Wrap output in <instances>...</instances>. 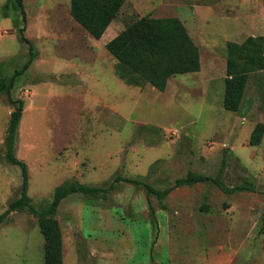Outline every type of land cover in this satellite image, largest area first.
I'll return each mask as SVG.
<instances>
[{
  "label": "rangeland",
  "instance_id": "obj_1",
  "mask_svg": "<svg viewBox=\"0 0 264 264\" xmlns=\"http://www.w3.org/2000/svg\"><path fill=\"white\" fill-rule=\"evenodd\" d=\"M23 4L26 21L16 0H0V214L21 194L22 170L5 159V139L22 99L16 155L28 167L32 204L48 205L68 180L143 182L62 200L54 219L65 264H104L100 249L117 251V264H264V134L250 143L264 124V71L250 74L239 111L224 107L226 44L264 35V0H125L100 39L73 17L72 0ZM145 16L181 19L201 69L170 77L164 90L118 77L106 44ZM21 28L34 47L27 69ZM190 173L210 179L174 188L166 209L147 193L144 183L163 190ZM214 180L255 190L228 194ZM44 254L39 217L13 211L0 226V264H43Z\"/></svg>",
  "mask_w": 264,
  "mask_h": 264
},
{
  "label": "trees",
  "instance_id": "obj_2",
  "mask_svg": "<svg viewBox=\"0 0 264 264\" xmlns=\"http://www.w3.org/2000/svg\"><path fill=\"white\" fill-rule=\"evenodd\" d=\"M26 21V11L23 0H16ZM125 0H72L71 13L92 36L100 39L111 22L118 16ZM20 29V39L29 44L30 57L23 69H27L33 61L34 47ZM107 50L117 59L116 74L128 85L151 84L159 90H164L170 77L177 74L197 72L201 69V55L198 45L189 34L186 26L178 17L155 18L141 17L117 34L106 44ZM227 76L224 96V107L230 111H239L244 97L246 85L251 73L264 71V35H251L242 42L228 41ZM20 73V71H16ZM14 78L7 86L13 87ZM1 89V88H0ZM17 108L14 111L5 139L7 162L21 167L23 183L21 194L12 200L7 209L0 214V226L8 220L13 211H31L39 217L40 230L45 239V254L43 264H64V239L61 226L55 221L58 207L63 199L74 194L84 193L96 197L98 192L108 193L115 188V182L127 181L136 184L141 180L117 176L108 187H98L78 181H65L57 186L54 198L48 205L35 206L28 194V167L16 155L19 125L22 118L24 102L14 101ZM264 124H258L251 133V145L262 141ZM223 161L222 169L225 168ZM204 175L190 173L186 177L177 178L174 185L166 189H157L149 183H144L148 194H154L160 201L162 209L167 206L164 202L168 194L183 184H194L207 181ZM225 193L237 189L255 190L250 181H246L231 189L223 182L214 180ZM208 204H203L200 210L207 212Z\"/></svg>",
  "mask_w": 264,
  "mask_h": 264
},
{
  "label": "crops",
  "instance_id": "obj_3",
  "mask_svg": "<svg viewBox=\"0 0 264 264\" xmlns=\"http://www.w3.org/2000/svg\"><path fill=\"white\" fill-rule=\"evenodd\" d=\"M117 34H118V32L117 31H115V36H117ZM95 204H97V203H95ZM114 219H115V214L113 213V221H114ZM117 219H118V217H117ZM239 223H241V222H239L238 221V224ZM238 224H237V226H238ZM242 225V224H241ZM120 226V225H119ZM241 227V226H240ZM239 227V228H240ZM132 228H133V226H132ZM123 230V229H122ZM116 232V231H120L119 230V227L117 226V228H113V232ZM126 234H129V235H133V238H132V240L134 241V243L137 241V239L135 240V237H136V233L132 230V231H130V232H127ZM135 235V236H134ZM84 236H85V234H84ZM123 236H124V234H123ZM124 238H125V236H124ZM137 238V237H136ZM85 239H89V238H87L86 236H85ZM91 239H89V241H90ZM93 247V249L94 250H98L97 249V247H94V246H92ZM123 250V249H122ZM131 251H133V250H131ZM100 252H101V258H100V261H102L104 264H117V262H115L114 260H116L117 259V251L115 252V250H113V251H107V250H105V251H103L102 249H100ZM122 252V251H121ZM93 253V252H92ZM136 253L137 252H135L134 254H135V256H136ZM93 255H95V254H93ZM106 258H108V259H110V261H104V259H106ZM112 259H113V261H112ZM64 264H65V260H64ZM150 264V263H149ZM154 264H158L157 262H154ZM161 264H164V263H161ZM204 264H211V262H209L208 260L204 263ZM230 264H231V262H230Z\"/></svg>",
  "mask_w": 264,
  "mask_h": 264
}]
</instances>
